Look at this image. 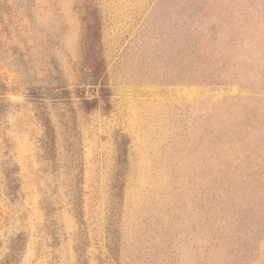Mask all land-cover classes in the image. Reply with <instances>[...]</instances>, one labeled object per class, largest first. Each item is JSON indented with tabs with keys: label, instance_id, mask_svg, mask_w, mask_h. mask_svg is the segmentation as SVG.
<instances>
[{
	"label": "rangeland",
	"instance_id": "rangeland-1",
	"mask_svg": "<svg viewBox=\"0 0 264 264\" xmlns=\"http://www.w3.org/2000/svg\"><path fill=\"white\" fill-rule=\"evenodd\" d=\"M0 264H264V0H0Z\"/></svg>",
	"mask_w": 264,
	"mask_h": 264
}]
</instances>
